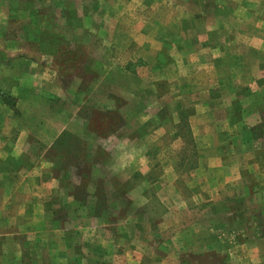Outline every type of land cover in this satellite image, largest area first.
I'll list each match as a JSON object with an SVG mask.
<instances>
[{"label":"rangeland","instance_id":"obj_1","mask_svg":"<svg viewBox=\"0 0 264 264\" xmlns=\"http://www.w3.org/2000/svg\"><path fill=\"white\" fill-rule=\"evenodd\" d=\"M139 2L133 0L127 7L135 9ZM153 2L146 1L136 10L150 17L154 9L157 23L153 18L151 21L159 26L172 21L170 29L176 38L186 28V21L191 23L193 14L206 15L208 26L217 28L212 34L215 42L235 41L236 35V41L241 42L226 47L233 58L227 57L225 62L232 66L224 65L222 72L233 73L245 93L263 90L264 0ZM43 3H38V9L46 17L37 18L42 33L34 34L40 41L28 43L33 48L30 57L43 61L47 72L45 81L32 83L42 95L37 91L18 94L19 90L8 89L15 83L0 81V264H253L254 258L244 254L245 248L258 249L264 256V179L259 177L252 182L257 194L250 188L244 204L260 202V210L233 208L227 216L219 217L223 239L227 232L234 234L232 240L221 244L223 251L186 253L196 244L186 241V230L199 236L200 216L197 210L186 216L185 209L178 207L186 204L185 199L193 205L204 201L198 180L190 183L186 178V170L197 165L199 153L185 109L192 101H186V93L178 98L175 91L171 104L165 106L170 110L164 108L158 120L142 112L130 121L125 115L128 100L118 91L135 88L136 82L131 76L122 77L117 67L107 66L111 68L107 73L106 66L96 64L92 69L87 61L90 55L84 46L94 43L100 49V40L97 33L88 39L79 28L107 26L111 19H104L100 12L112 10L117 19L123 15V4L94 0L86 8L77 0V10H93V18L84 19L73 17L74 3L64 1V14L72 13L73 17L66 23L65 17L55 16L59 13L57 3ZM34 21L22 24L12 18L8 36H18L21 29L35 30ZM74 28L76 34L70 33ZM39 46L45 47V53L35 51ZM94 53L96 59L102 50ZM5 75L0 76L7 79ZM90 85L93 92L88 91ZM226 88L230 90L228 85ZM263 101L262 94L251 96L245 107L259 111ZM261 111L264 119V108ZM163 123L171 126L155 129ZM173 134L176 138L171 142ZM233 141L235 154L242 159L254 155L261 165L264 122L239 131ZM230 150L225 146L212 151ZM232 160L233 156L224 164ZM171 205L175 208L170 211ZM203 237L214 238L210 230ZM243 241L248 242L247 247L240 246ZM170 246L175 256L154 255H165ZM135 252L143 255L141 260Z\"/></svg>","mask_w":264,"mask_h":264},{"label":"crops","instance_id":"obj_2","mask_svg":"<svg viewBox=\"0 0 264 264\" xmlns=\"http://www.w3.org/2000/svg\"><path fill=\"white\" fill-rule=\"evenodd\" d=\"M64 1L74 3L73 17L93 18V10L85 13L77 10L78 8L75 6L77 0H51V2L57 3V8H59V13H55L56 18L65 17L66 23H68V17L73 18L71 17L72 13L64 14L61 8ZM89 1L93 2L94 0H82V5L89 8ZM99 1L105 2L106 0ZM115 1L123 4L122 16L116 19L112 16V10H103L100 12V16L102 15L104 19H111L107 26L82 25L79 28L88 39L89 37L92 39L93 34L97 33V39L100 40L98 43L100 49L95 47L94 43L84 46L87 50L86 55H90L87 61L89 60L92 69L96 64L102 67L106 66L107 73L109 69L116 70L115 67H117L122 77L131 76L132 81L136 82L135 88L118 91L120 96L128 100L126 105L129 110L125 115L130 121L133 119L132 117L142 112L145 114L149 112L152 114V118L158 120L159 114L164 108L170 110V107L165 106L171 104L170 99L174 97L175 91L179 93H175L178 98H184L186 95L188 98L186 101H192L186 103L185 109L199 153L197 165L194 169L186 170V178L191 180L190 183L198 180L196 185L199 183L200 194L203 195L204 201L201 205H193L190 199H185L186 204L178 208L185 209L186 216H188V212L197 210V215L200 216L197 225L200 227V232L201 230L205 231L199 232V236H194L193 231L186 230V241L196 243L186 253L205 252L208 249L217 252L223 251L224 247L222 248L221 244L226 240H232L234 234L231 231L225 232L226 240L223 239L222 235L219 234L220 230H218L219 226L223 227L222 224H219V217L224 214L227 216L228 211H232L233 208L250 211L251 208L260 210L262 206L260 202L250 205L244 204V199L249 197L248 190L251 191L250 188L253 195L257 194L255 191L257 188H253L252 182L255 177L264 179V159L260 161L261 165L258 159L254 158V155L242 159L234 153L232 147L235 145L233 139L239 135V131L250 129L264 122L263 114H261L264 101L262 107H259V111L253 107L252 109L245 107L248 105L246 101L251 96L262 94L264 97V82L262 91L253 89L245 93L244 89L239 88L241 82L233 73L224 75L222 67L224 65L232 66V64H226L225 59L233 56V53L226 47L239 44L241 41H236L238 39L236 35L233 37L235 41H231L230 38L228 42L212 40V34L217 32L215 31L217 28L208 26L206 15L193 14L190 16L192 18L191 23L186 21V28L176 38L170 29L172 21L167 20L166 24L162 23L159 26L154 24L157 23L156 18H153L154 9L150 12V17L137 11L146 1L154 3L155 0H140L139 7L137 6L135 9L127 7V5L131 6L133 0ZM41 2L46 4L47 0H0V75L4 72L7 75H5L7 79L0 76V81L7 84L15 83L14 87L10 85L8 89L9 91L10 89H17L19 90L18 94L25 95L29 91H37L39 92L38 95L41 96L42 93L32 83H41L47 78L43 61L39 58L36 60L30 57L29 52L33 48L28 44L40 41V38L34 37V34L42 33V27H40L37 18L44 19L46 17V13L38 9L40 7L38 3ZM36 4L38 7L33 6ZM171 16L167 15V18ZM143 17H145L144 20ZM12 18L18 19L20 23L23 22L22 24L27 23L29 19L35 20L33 22L35 30L21 29L18 36L9 37L8 34L11 31L7 25L11 23ZM152 18L154 23L151 21ZM136 19L141 20L137 23ZM75 29L69 32L76 34L77 30ZM219 30L222 28H218ZM19 38L23 42H19ZM252 47L255 48L254 45ZM100 50L102 53L95 59L94 52ZM35 51L43 54L46 50L45 47L39 46ZM110 52L114 54V58H112V53L108 55ZM107 66L111 68L107 69ZM58 71L56 69L55 73L58 74ZM105 80L106 77L103 76L102 81ZM250 81L255 82V79H250ZM176 83L179 84L176 86ZM226 85L229 86L230 90H227ZM241 86L243 85L241 84ZM176 87L177 90H175ZM245 87H249V83H246ZM93 88L90 85V89L89 87L87 89L93 92ZM184 93L186 94L184 95ZM163 102L165 103L163 104ZM2 126L5 128L7 123H2ZM167 126L171 125L168 123L158 124L155 129L159 130L163 127L166 129ZM175 138L176 136L173 134L170 141H174ZM252 140L254 141V138ZM241 143L243 144L242 139ZM225 146L231 147L230 153L219 152L218 154L212 151ZM231 156H233L232 162L229 163H232L231 166L224 164ZM248 158H253L254 161H249ZM248 165H251L252 168L247 169ZM245 192L248 194L240 195V193ZM184 194L183 197L186 198V193ZM237 200H241L239 204H236ZM174 208V205L168 206L170 211ZM169 210L166 214L169 213ZM206 228L210 230L214 238L203 237L204 233L209 231ZM240 246L247 247L248 242L243 241ZM244 251L246 256L254 258L253 264L260 262L264 264L262 262L264 256L258 249L245 248ZM164 252L165 255L156 253L154 255L159 258L175 256L174 249ZM134 255L140 260L143 256H137V252Z\"/></svg>","mask_w":264,"mask_h":264}]
</instances>
